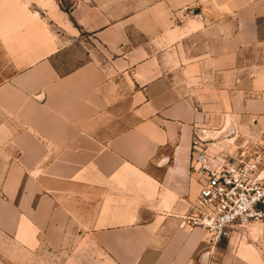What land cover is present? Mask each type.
<instances>
[{
    "label": "crops",
    "instance_id": "0c3cea01",
    "mask_svg": "<svg viewBox=\"0 0 264 264\" xmlns=\"http://www.w3.org/2000/svg\"><path fill=\"white\" fill-rule=\"evenodd\" d=\"M200 139L264 142V0H0V245L263 264L185 223Z\"/></svg>",
    "mask_w": 264,
    "mask_h": 264
},
{
    "label": "built area",
    "instance_id": "2783aa9c",
    "mask_svg": "<svg viewBox=\"0 0 264 264\" xmlns=\"http://www.w3.org/2000/svg\"><path fill=\"white\" fill-rule=\"evenodd\" d=\"M200 141L193 145L192 160L200 185L198 204L183 218L217 246L254 222L264 223V146L244 145L210 155Z\"/></svg>",
    "mask_w": 264,
    "mask_h": 264
},
{
    "label": "rangeland",
    "instance_id": "374dc122",
    "mask_svg": "<svg viewBox=\"0 0 264 264\" xmlns=\"http://www.w3.org/2000/svg\"><path fill=\"white\" fill-rule=\"evenodd\" d=\"M80 50L73 49L66 53L63 58L59 60V67L61 70L66 71L77 64ZM264 146V142L259 146ZM239 240L235 248L241 246L242 243L247 245L253 244L260 252L264 264V223L254 222L248 227L242 229L238 234H235ZM218 246V245H217ZM71 247L67 253L74 254L79 251L81 255H70L55 253L50 254L44 251L36 254H26L8 240H3L0 245V264H103L104 258L102 256L93 255L89 247Z\"/></svg>",
    "mask_w": 264,
    "mask_h": 264
}]
</instances>
